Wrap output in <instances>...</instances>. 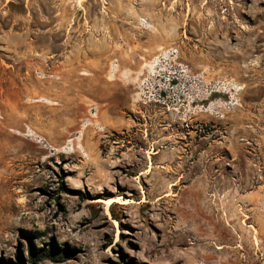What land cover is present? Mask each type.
Segmentation results:
<instances>
[{
  "label": "rangeland",
  "instance_id": "obj_1",
  "mask_svg": "<svg viewBox=\"0 0 264 264\" xmlns=\"http://www.w3.org/2000/svg\"><path fill=\"white\" fill-rule=\"evenodd\" d=\"M19 255L264 264V0H0V264Z\"/></svg>",
  "mask_w": 264,
  "mask_h": 264
},
{
  "label": "bare ground",
  "instance_id": "obj_2",
  "mask_svg": "<svg viewBox=\"0 0 264 264\" xmlns=\"http://www.w3.org/2000/svg\"><path fill=\"white\" fill-rule=\"evenodd\" d=\"M156 73V72H155ZM152 165V164H151ZM150 170V169H149ZM170 194V193H169ZM120 199H122V197H118V198H113V199H108V200H106V202H107V204L108 205H111V204H113V203H115V202H122V203H126L127 201L126 200H120ZM189 216H191V215H189ZM193 216V215H192ZM197 221H198V219H197ZM202 222V221H201ZM204 223V222H203ZM202 223V224H203ZM245 223V222H244ZM202 226H204V225H202ZM205 229V228H204ZM217 248H220V249H222L223 247L222 246H217Z\"/></svg>",
  "mask_w": 264,
  "mask_h": 264
},
{
  "label": "trees",
  "instance_id": "obj_3",
  "mask_svg": "<svg viewBox=\"0 0 264 264\" xmlns=\"http://www.w3.org/2000/svg\"><path fill=\"white\" fill-rule=\"evenodd\" d=\"M16 264H26L21 255H19V261H17Z\"/></svg>",
  "mask_w": 264,
  "mask_h": 264
}]
</instances>
